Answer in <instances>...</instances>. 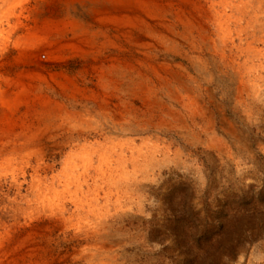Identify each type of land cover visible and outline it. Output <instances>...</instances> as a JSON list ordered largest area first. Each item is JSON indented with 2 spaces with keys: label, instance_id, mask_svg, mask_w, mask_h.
Returning a JSON list of instances; mask_svg holds the SVG:
<instances>
[{
  "label": "bare ground",
  "instance_id": "bare-ground-1",
  "mask_svg": "<svg viewBox=\"0 0 264 264\" xmlns=\"http://www.w3.org/2000/svg\"><path fill=\"white\" fill-rule=\"evenodd\" d=\"M25 1L0 0V264H120L145 218L123 197L140 200L186 151L228 149L220 127L237 138L217 89L237 101L264 83V0H92L94 25L65 13L13 38L9 18ZM68 30L76 36L49 39ZM84 54L91 87L82 71L17 69ZM66 90L70 103L54 96ZM22 107L43 108L46 131L16 133ZM30 207L38 216L22 220Z\"/></svg>",
  "mask_w": 264,
  "mask_h": 264
},
{
  "label": "rangeland",
  "instance_id": "rangeland-1",
  "mask_svg": "<svg viewBox=\"0 0 264 264\" xmlns=\"http://www.w3.org/2000/svg\"><path fill=\"white\" fill-rule=\"evenodd\" d=\"M91 1L26 0L20 5L15 4L7 26L13 38L24 36L27 27L42 23L61 24L65 13L94 25ZM6 7L7 4L3 8ZM61 34H51L49 39L58 44L76 36L69 30ZM114 34L113 30L106 33L110 38ZM104 39L105 35L98 36V44ZM54 47V51H60L58 45ZM105 49L114 50L111 46L103 47L102 51ZM43 52L49 54L47 49ZM15 55L17 52L13 51L11 59ZM37 64L71 75L82 71L84 76L78 77L79 82L84 79L87 87L92 86L88 82L92 71L90 54L55 64L40 62L16 68L33 69ZM225 89H217L219 101L216 106L235 127L237 138L232 137L226 127H220L217 135L226 141L228 149L220 152L208 147L203 148L202 154L192 151L191 155L186 151L187 154L171 163L157 178L154 187L141 193L140 200L138 195L123 197L125 209L136 211L141 207L145 218L141 223L134 222L141 232L140 241L135 243L137 241L130 239L125 257L119 258L120 264H264V83L246 86L237 101L226 96L222 98ZM70 94L66 90L55 92L54 96L63 103H70ZM76 98L74 102L82 101L78 93ZM21 111L23 120L18 121L16 133L46 131L42 128V121L46 120L41 116L43 108L37 114H23V107ZM52 116L49 123L54 122L53 126L62 122L54 113ZM221 118L217 111L216 119ZM38 124L40 129H34ZM62 159H58L57 168L61 167ZM39 212L30 207L22 213L25 215L22 220H33ZM133 232L137 235L139 230ZM18 237L21 235H16L9 243L13 245ZM17 257L14 256L21 262L22 259Z\"/></svg>",
  "mask_w": 264,
  "mask_h": 264
}]
</instances>
